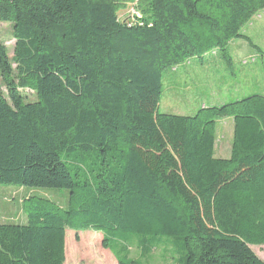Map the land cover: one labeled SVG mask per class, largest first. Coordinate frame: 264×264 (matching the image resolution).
Listing matches in <instances>:
<instances>
[{
    "label": "trees",
    "instance_id": "16d2710c",
    "mask_svg": "<svg viewBox=\"0 0 264 264\" xmlns=\"http://www.w3.org/2000/svg\"><path fill=\"white\" fill-rule=\"evenodd\" d=\"M134 1L140 18L117 14L127 0H0L15 40L11 59L0 41V184L66 191L0 224V264H64L67 229L107 231L117 264L160 247L165 264H264L250 248L264 245V95L159 112L163 71L251 43L264 0ZM222 118L228 158L214 156Z\"/></svg>",
    "mask_w": 264,
    "mask_h": 264
},
{
    "label": "rangeland",
    "instance_id": "374dc122",
    "mask_svg": "<svg viewBox=\"0 0 264 264\" xmlns=\"http://www.w3.org/2000/svg\"><path fill=\"white\" fill-rule=\"evenodd\" d=\"M117 14L132 19L141 17L137 1L134 0H127ZM242 33L251 43L237 39L228 44L225 52L229 59H224L221 52L212 50L204 55L202 60L205 62L202 64L193 59L163 71L159 112L192 116L203 104L207 107L219 106L251 94L264 95V12L254 15L243 27ZM0 41L11 59L15 40L10 23L0 22ZM12 67H15L13 62ZM24 95L29 101L35 100V95L28 90L24 91ZM232 136V119H219L215 130V157L229 156ZM88 153L94 156L97 150L91 149ZM67 164L70 166V162ZM65 194L66 191L58 189H28L14 184H0V224L24 223L22 202L28 195L42 196L63 207L66 204ZM106 233L105 230L67 229L64 264H117L115 256L101 245ZM119 235L123 236V233ZM132 240L128 241V245L134 243ZM161 248L151 251L150 257L146 258L148 263L170 262L164 258ZM250 248L264 261V245H251ZM127 252L129 258L141 257L135 244L128 246Z\"/></svg>",
    "mask_w": 264,
    "mask_h": 264
},
{
    "label": "crops",
    "instance_id": "0c3cea01",
    "mask_svg": "<svg viewBox=\"0 0 264 264\" xmlns=\"http://www.w3.org/2000/svg\"><path fill=\"white\" fill-rule=\"evenodd\" d=\"M236 40H237V39H236ZM231 42H234V40L231 41ZM231 42H230V43H231ZM230 43H229V44H230ZM221 59H222V58H221ZM228 59H229V55H228ZM192 60H193V59H192ZM195 60H196V59H195ZM230 61H231V60H230ZM204 62H205V61H203V60H202V61H198V60H197V63H200V64H202V63H204ZM238 100H239V99H238ZM205 107H207V105H205V104H203L202 106H200V108H205ZM229 155H230V154H229ZM214 156H215V149H214ZM228 157H229V156H228ZM228 157H227V158H228ZM219 158H220V157H219ZM65 242H66V238H65Z\"/></svg>",
    "mask_w": 264,
    "mask_h": 264
}]
</instances>
